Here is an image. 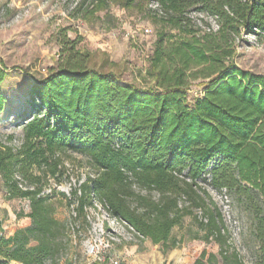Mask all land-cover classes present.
<instances>
[{"label":"trees","instance_id":"trees-1","mask_svg":"<svg viewBox=\"0 0 264 264\" xmlns=\"http://www.w3.org/2000/svg\"><path fill=\"white\" fill-rule=\"evenodd\" d=\"M119 1L125 8L136 5ZM147 1L157 5L147 10L158 28L147 71L151 87L138 89L93 68L77 48L79 39L65 32L58 38L57 67L31 84L20 148L0 142L5 192L28 201L29 212L19 218L30 223L6 236L0 221V264H46L61 253L64 228L30 171L46 166L55 176L59 156L69 153L85 157L94 173L79 186L80 210L95 200L154 245H173L181 198L203 211L206 238L215 235L223 244L220 214L198 193L205 195L201 187L209 185L235 196L252 215L255 261L264 264V77L234 63L243 34L264 46V0ZM5 77L0 62V114ZM195 81H201V93L189 98ZM17 175L30 177L34 188L20 189ZM231 257L240 264L236 254Z\"/></svg>","mask_w":264,"mask_h":264},{"label":"rangeland","instance_id":"rangeland-1","mask_svg":"<svg viewBox=\"0 0 264 264\" xmlns=\"http://www.w3.org/2000/svg\"><path fill=\"white\" fill-rule=\"evenodd\" d=\"M80 1L0 0V62L6 73L1 86L6 99L5 111L0 114L3 145L15 150L20 148L22 130L19 125L28 113L31 84L44 80L57 67L61 32L71 40L79 39L77 48L89 55L93 68L112 73L122 83L138 89L153 85L147 71L158 28L147 14V10L152 9L151 4L147 0H136L134 7L125 8L119 0H104L97 7L96 0H86L76 12ZM191 16L211 28L215 26L200 13L193 12ZM234 63L241 70L264 77V46L253 36L243 34L236 39ZM200 82L192 83L186 92L189 98L200 95ZM58 159L55 176L46 166L33 167L30 171L41 180L42 192L51 197L54 217L64 228L63 249L53 262L46 264H236L231 257L233 254L240 264H257L253 218L235 196L216 192L209 185L201 187L205 195L198 193L220 214L221 234L225 236L223 244L215 235L206 238L207 218L203 211L181 198L182 219L171 231L173 245H154L111 217L97 201L84 204L80 210L73 192L94 173L87 159L79 154L60 155ZM15 178L22 188H34L30 177L17 175ZM135 191L138 192L137 188ZM149 196L152 200L158 198L155 192ZM28 212V201L9 198L0 178V221L6 236L29 225L27 218H19L20 213ZM88 247L96 253H89ZM209 255H214V259H209Z\"/></svg>","mask_w":264,"mask_h":264},{"label":"built area","instance_id":"built-area-1","mask_svg":"<svg viewBox=\"0 0 264 264\" xmlns=\"http://www.w3.org/2000/svg\"><path fill=\"white\" fill-rule=\"evenodd\" d=\"M151 7H152V9H156L157 8V5L156 4H154V3H151ZM145 31V33H148V30H144ZM116 147H118V145L116 144L115 145ZM18 186H19V188L20 189H22V190H25V189H27V188H22V185H21V183L18 181ZM48 191H50V190H48ZM76 191V195H77V197L78 196H80V189L78 188V190H75ZM221 193H226V192H224V191H222ZM42 195H44L43 194V192L41 193ZM76 197V196H75ZM94 202H95V200H94ZM71 209L73 210V206H71ZM114 219H118V218H114ZM120 220V219H119ZM121 222H123L122 220H120ZM124 223V222H123ZM125 224V223H124ZM110 240H113V238L112 237H110L109 238ZM88 252L89 253H96V252H94V250L92 249V248H90V247H88Z\"/></svg>","mask_w":264,"mask_h":264}]
</instances>
